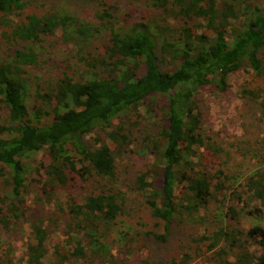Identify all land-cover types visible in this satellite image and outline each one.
<instances>
[{
  "label": "trees",
  "instance_id": "16d2710c",
  "mask_svg": "<svg viewBox=\"0 0 264 264\" xmlns=\"http://www.w3.org/2000/svg\"><path fill=\"white\" fill-rule=\"evenodd\" d=\"M95 1L101 8L100 24L81 25L72 32V18L54 9L25 14L31 0H0V233L18 240L23 224L30 222L34 237L15 262L12 244L2 236L9 257L1 259L2 264H45L51 248L57 264H119L114 244L127 254L136 243H166L174 225L197 220L211 200L221 205L228 201L226 222L194 236L191 248L196 250L187 248L182 259L170 264H191L192 253L203 248L213 252L216 264H264V228L247 231V238L263 247V255L256 258L237 227V218L247 208L250 215L261 214L264 175L258 171L238 185L239 177L216 168L222 150L204 135L198 99L199 89L208 85L228 91L229 76L243 67L264 81V0H147L164 21L178 20L177 27H160L146 18L129 24V13L122 24L116 4ZM103 28L107 40L98 48L99 55L82 57L94 70L92 77L76 81L64 72L53 85L37 90L39 104L30 111L27 74L39 66L37 48L59 30L66 43L83 45ZM244 94L264 108V88L245 89ZM158 95L166 96L163 105L149 103ZM143 105L147 114L159 116L161 129L144 139L154 166L137 175L131 190L142 195L164 232L144 225L135 235L112 241L107 226L124 215L127 201L116 186L117 157L131 151L132 130L122 119L140 117ZM92 134L94 139H88ZM42 151L44 158L30 176L24 159ZM208 154L214 165L204 161ZM79 181L90 188L82 202L70 192ZM34 188L49 201L57 190L66 191V202L57 200L55 214L74 245L68 254L50 242V224L32 219L27 196ZM142 263L149 264L145 259Z\"/></svg>",
  "mask_w": 264,
  "mask_h": 264
},
{
  "label": "rangeland",
  "instance_id": "374dc122",
  "mask_svg": "<svg viewBox=\"0 0 264 264\" xmlns=\"http://www.w3.org/2000/svg\"><path fill=\"white\" fill-rule=\"evenodd\" d=\"M107 1L110 4H116L118 7L117 16L121 19L122 24L125 23L123 20L127 13L130 15L128 18L129 24L141 21L144 18L153 20L160 27L166 25L177 27L181 24L178 20L173 19L167 22L164 21L158 15V10L149 7L147 0ZM53 9L60 15L72 18L73 27L70 28L72 32H75L74 27L77 28L85 24H100L97 14L101 11V8L95 0H31V4L27 6L24 12L25 14L36 13L42 15ZM151 26L156 33L157 30H155L154 24ZM106 32L103 28L88 43L80 45L71 42L66 43L62 31L59 30L56 35L47 38L42 43V47L37 48L40 55L39 66L28 70L27 74V103L30 111H33V107L39 104L35 100L37 90L53 85L60 76H63L64 72H67L76 81H85L92 77V71L94 70L82 60V57L87 56V54L94 57L99 55L98 48L107 40ZM161 38H159L160 43L162 42ZM4 50L8 52L6 46H4ZM228 83L230 89L226 92H222L211 85L199 89V106L205 121L203 126L204 135L215 142L222 150L220 153L221 158L217 160L218 163L221 161L222 163L216 168H223L231 176L239 177L238 185H243L248 177L258 171L261 175H264V108L261 107L259 100L255 101L244 94L245 89L264 88V81L256 79L248 67H243L229 76ZM165 97V95L155 96L149 103L155 102L157 106L163 105L167 100ZM47 109L49 108L47 107ZM157 112L160 115L161 111L157 110ZM139 113L140 117L133 115L131 118L122 119V122L126 123V127H131L132 130L131 151L117 157L119 183L116 186L125 192L127 201L124 215L114 225L107 226L109 228L108 236L112 241L121 240L127 233L133 236L136 232L142 231L144 225H146V230L164 232L163 225L157 226L156 221L151 218L142 195L136 190H131V185L135 182L137 175L154 166L155 159L145 147L144 139L147 135L156 134L161 129L159 116L153 117L147 114V105L141 106ZM49 120L50 117L45 118V121ZM95 136V134L89 135L88 139H94ZM102 137L105 138V134H102ZM201 153H204V149H201ZM44 154L45 151H42L24 159L30 176L34 174L35 167L40 164ZM204 161L212 165L215 163L210 154L205 156ZM148 180L150 181V179ZM2 189L3 187L0 186V191ZM89 191V183L81 181L75 188L70 190L73 198L79 202L83 201ZM57 192L58 195L52 197V203L38 188L30 191L27 199L31 204L32 219H41L45 226L50 224V242L60 244L62 251L68 254L73 250L74 245L69 242L64 234L63 220H56L57 215L55 214L57 200L60 198L63 203L66 202V191L57 190ZM253 204L260 206L256 202H253ZM228 205V201L225 205H221L215 200H211L208 208L200 213L197 220L187 218L178 226L174 225L168 242L157 243L150 240L149 243H136L133 244L134 250L131 249V252L127 254L121 252L117 247L118 245L114 244L113 255L117 257L119 264H143L142 260L144 259L149 264H170L174 259H182V255L187 248L192 251L196 250L195 246L191 248L194 236H201L207 232L215 231L221 224L226 222L223 215L227 212ZM242 206L244 204H240V207ZM249 211V208H247L246 211L240 213L239 218H237V227L243 232L252 254L259 258L263 255V247L249 240L246 235L247 231L254 227L264 228V208H262L259 216H256V214L250 215ZM22 235V238L13 240V236L8 235L6 232L2 231L0 233V239L3 236L6 241L12 244L15 262H19L23 258L28 241H33L34 237L30 222L23 224L21 233L19 232V236ZM2 246L3 243L0 240V264H2L1 259L6 260L9 258ZM200 251L192 253L191 264H216L212 251L208 252L204 248ZM231 259L234 261L236 256H232ZM57 260L54 249H49L45 264H57ZM75 264L83 263L78 262Z\"/></svg>",
  "mask_w": 264,
  "mask_h": 264
}]
</instances>
